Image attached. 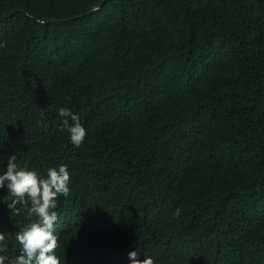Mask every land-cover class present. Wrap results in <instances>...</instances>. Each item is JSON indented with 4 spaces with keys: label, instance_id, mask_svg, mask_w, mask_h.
Instances as JSON below:
<instances>
[{
    "label": "trees",
    "instance_id": "obj_1",
    "mask_svg": "<svg viewBox=\"0 0 264 264\" xmlns=\"http://www.w3.org/2000/svg\"><path fill=\"white\" fill-rule=\"evenodd\" d=\"M0 45V175L67 166L60 264H264V0H0Z\"/></svg>",
    "mask_w": 264,
    "mask_h": 264
},
{
    "label": "clouds",
    "instance_id": "obj_2",
    "mask_svg": "<svg viewBox=\"0 0 264 264\" xmlns=\"http://www.w3.org/2000/svg\"><path fill=\"white\" fill-rule=\"evenodd\" d=\"M44 24V20L38 21ZM5 45H0L3 47ZM59 115L63 120L60 131L67 130L71 143L79 147L87 133L81 124L78 115L70 109L60 108ZM71 120L72 123H69ZM16 155H12L7 162V171L0 175V188L5 185L8 188L11 200L7 206L10 210L16 209L17 204L26 202V197L31 201L28 209L29 216L35 214L38 221L32 223L24 231L17 233L16 240L22 245L20 254L10 261V264H60L59 259L53 254L58 246V238L54 235V224L57 222V214L50 212L56 207V199L59 194L67 197L69 194L70 173L67 166L61 165L58 169L51 168L47 172V178H40L36 172L18 167ZM17 212L19 209H16ZM180 215V209L175 212ZM5 240V235L0 233V244ZM3 249L0 248V251ZM6 257L0 256V264H5ZM131 264H154V259L145 256L139 258L137 252L129 253Z\"/></svg>",
    "mask_w": 264,
    "mask_h": 264
}]
</instances>
